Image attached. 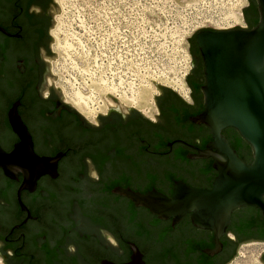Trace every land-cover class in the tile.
Here are the masks:
<instances>
[{
    "label": "flooded vegetation",
    "instance_id": "flooded-vegetation-1",
    "mask_svg": "<svg viewBox=\"0 0 264 264\" xmlns=\"http://www.w3.org/2000/svg\"><path fill=\"white\" fill-rule=\"evenodd\" d=\"M247 3L242 20L251 30L260 12L256 0ZM51 4L0 0V147L11 153L21 141L10 120L15 106L34 153L54 167L39 173L32 186L24 171L6 174L0 167L6 186L0 192V264H127L134 246L145 264H201V255L188 251L196 245H213L203 254L213 249V231L196 227L191 214L177 224L160 219L119 193L154 192L172 199L178 183L213 188L219 175L214 159L200 157L213 134L192 120L204 111L206 99L197 34L188 45L183 95L161 89L152 113L113 108L87 122L49 80ZM223 134L228 141L241 137L234 128ZM241 152L248 155L247 149ZM252 213L250 208L232 213L219 238L222 249L208 255L209 264H229L241 244L260 240L237 232Z\"/></svg>",
    "mask_w": 264,
    "mask_h": 264
},
{
    "label": "rangeland",
    "instance_id": "rangeland-1",
    "mask_svg": "<svg viewBox=\"0 0 264 264\" xmlns=\"http://www.w3.org/2000/svg\"><path fill=\"white\" fill-rule=\"evenodd\" d=\"M50 72L63 101L97 122L118 104L152 113L161 90L184 94L188 45L198 30L242 28L247 0H54ZM50 82L51 78L49 79ZM186 96V95H185ZM248 251L261 258L264 242L241 244L229 264ZM246 253V254H245ZM264 264L263 262H261Z\"/></svg>",
    "mask_w": 264,
    "mask_h": 264
},
{
    "label": "water",
    "instance_id": "water-1",
    "mask_svg": "<svg viewBox=\"0 0 264 264\" xmlns=\"http://www.w3.org/2000/svg\"><path fill=\"white\" fill-rule=\"evenodd\" d=\"M256 1L260 21L253 29L240 26L226 30L203 28L195 33L205 62L206 84L203 90L206 99L204 111L192 120L207 126L213 134V141L200 152L201 158L214 159L213 166L219 175L213 188L200 189L178 183L172 199L154 192L141 195L130 190L119 191L137 206L148 208L158 218L172 219L173 224L191 214L196 227L215 233V247L204 251L210 256L221 251L219 238L231 223L235 210L254 207L264 216V0ZM55 13H60V8L52 0L49 6L51 28L55 24ZM0 30L4 32L2 28ZM195 35L188 40L191 41ZM52 42L54 39L51 37ZM52 54L50 60H55L57 55ZM49 74L54 84L53 80L57 77L50 71ZM154 83L160 90H172ZM57 90L63 100L61 89ZM107 97L112 98L118 104L115 109L123 113L119 101L111 95ZM132 109L129 108V111ZM102 116L99 114L98 118ZM10 120L21 141L11 153H6L0 147V167L6 174L14 168L24 171L27 185L32 186L39 173L53 172L54 167L49 159L40 158L34 153L30 136L15 106L10 111ZM227 128L236 129L251 145L253 160L250 163H246L230 145L223 134ZM0 186V192L5 193L6 186L1 183ZM133 251L132 260L127 264H145L137 247L134 246ZM260 261L264 263V253Z\"/></svg>",
    "mask_w": 264,
    "mask_h": 264
},
{
    "label": "trees",
    "instance_id": "trees-1",
    "mask_svg": "<svg viewBox=\"0 0 264 264\" xmlns=\"http://www.w3.org/2000/svg\"><path fill=\"white\" fill-rule=\"evenodd\" d=\"M246 11V9H244ZM260 19L256 21L253 26H256L259 23ZM165 89V88H163ZM229 141L238 154L242 156L247 162H251L253 160V149L251 145L246 142L244 139H242L240 136H229ZM243 149H247L248 155L243 156L241 151ZM251 152V153H250ZM241 157V158H242ZM243 159V160H244ZM244 208H250L253 210V213L249 216L245 217L237 227V232L239 233H247L250 235H253L255 238L260 239L261 241H264V216L261 211L254 207H244ZM240 209V208H239ZM213 245H196L189 249L188 255H192L194 253H198L201 255V264H209L210 263V257L207 254L202 253V249L206 248H212Z\"/></svg>",
    "mask_w": 264,
    "mask_h": 264
},
{
    "label": "bare ground",
    "instance_id": "bare-ground-1",
    "mask_svg": "<svg viewBox=\"0 0 264 264\" xmlns=\"http://www.w3.org/2000/svg\"><path fill=\"white\" fill-rule=\"evenodd\" d=\"M248 254L249 255L245 257L244 264H262L260 258L256 255L254 251H250V252L248 251Z\"/></svg>",
    "mask_w": 264,
    "mask_h": 264
}]
</instances>
